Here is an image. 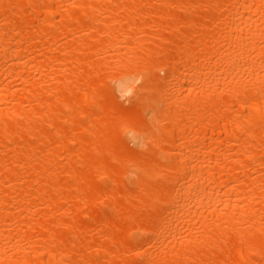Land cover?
Listing matches in <instances>:
<instances>
[{"label":"bare ground","instance_id":"1","mask_svg":"<svg viewBox=\"0 0 264 264\" xmlns=\"http://www.w3.org/2000/svg\"><path fill=\"white\" fill-rule=\"evenodd\" d=\"M0 264H264V0H0Z\"/></svg>","mask_w":264,"mask_h":264}]
</instances>
